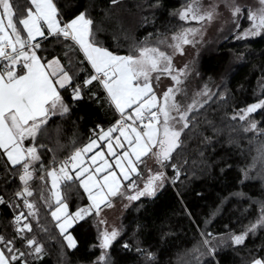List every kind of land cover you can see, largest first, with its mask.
I'll use <instances>...</instances> for the list:
<instances>
[{
    "label": "snow or ice",
    "instance_id": "obj_1",
    "mask_svg": "<svg viewBox=\"0 0 264 264\" xmlns=\"http://www.w3.org/2000/svg\"><path fill=\"white\" fill-rule=\"evenodd\" d=\"M25 3L21 10L14 0H0V158H4L5 185L18 182L14 191L8 193L5 188V194H0V205L13 212L5 225L10 231L0 233V264H41L46 244L39 234L53 238L49 223L67 249L77 248L71 230L81 222L95 232L90 251L99 252L88 264H113L110 248L125 232L123 222L118 226L109 223L107 213L115 210L117 202V219L122 221L124 212L142 198H155L167 184L186 186L198 173L211 174L218 162L212 159L214 145L219 143L214 137L222 129L206 109L213 101L218 108L227 104L231 93L226 77L231 67L219 73V83L213 88V76L205 79L195 58L181 64L175 58L185 55L186 46L197 50L203 46L206 29L222 15L221 8L229 13L225 23L230 25L233 39L264 35V0L247 8V27L242 22L245 7L237 0H210L207 5L202 0H187L169 16L185 24L194 21L196 26L172 31L174 25H165V32L157 29L144 40L133 41L126 55L117 54L98 39L105 29L92 15L95 0H88L68 19L54 0ZM137 7L143 11L142 5ZM161 8L160 0H155L149 5L152 19L141 16L139 26L154 24L155 12ZM122 10V0H108L104 20L122 29ZM244 55L233 53L237 61ZM257 89L264 97V76L258 78ZM85 100L94 102L106 119L94 121L87 142L77 146L73 139V150L58 159L57 150L64 145L57 139L54 149L42 142L49 139V125L54 119L69 117ZM262 112L264 98H258L244 107H233L231 114L225 111L221 120L228 121L233 132L264 136V129L259 127L264 117L259 121L252 118ZM208 130L212 135L206 134ZM56 131L59 134V126ZM234 142L228 140L229 144ZM257 159L264 168V144L253 163L241 169V183L250 178L249 171ZM36 181L39 185L34 188ZM70 185L82 189L87 199L74 210L69 203ZM228 199L224 197L216 205L203 227L196 225L192 246L183 253L181 264H211L220 247L243 246L249 235L264 230V199L249 198L256 205V215L248 224L239 231L229 225L219 234L208 231ZM41 205L51 217L49 223H41ZM183 215L196 223L195 214L186 206ZM145 227L137 223L121 248L140 257L143 264H158L157 253L141 246L139 233ZM159 228L161 239L174 235L170 224L161 223ZM166 228L169 231H164ZM205 257L209 258L206 262ZM245 264H264V256L252 254Z\"/></svg>",
    "mask_w": 264,
    "mask_h": 264
},
{
    "label": "trees",
    "instance_id": "obj_2",
    "mask_svg": "<svg viewBox=\"0 0 264 264\" xmlns=\"http://www.w3.org/2000/svg\"><path fill=\"white\" fill-rule=\"evenodd\" d=\"M54 2L62 10L64 18L68 19L82 10L88 0H54ZM160 2L162 8L155 12L154 24L139 26L142 24L141 16H148L152 19L153 13L149 5L155 3V0H122L123 10L119 15L123 20V25L122 29H117L113 23L104 20L103 9L108 4V0H95L92 15L105 29L98 34V39L110 50L126 55L133 41H142L149 33H155L157 29L165 32V27H163L165 25H174L172 31L185 26L178 17H170L169 13L180 9L187 3V0H160ZM14 3L20 4L21 10L27 6L25 0H14ZM137 5H142L143 11ZM246 24L247 21H243V27ZM226 37L228 38L210 45L208 49H203L204 51L195 58L196 67L203 72L204 78L213 76V88L215 83H219V73L231 67L230 76L226 77V86L231 93L227 104L218 108L216 102L213 101L206 109L209 117L214 119L217 126L222 129L220 135L214 137L219 143L214 145L216 152L212 159L218 162L211 174L198 173L197 178L186 186L173 187L167 184L155 198H142L139 204L126 210L122 221L120 220V223L123 222L125 225V232L122 238L110 248L113 264H143L140 257L121 248V244L129 239L137 223L146 226L139 233L142 240L141 246L157 253L158 264H181L183 253L192 246L191 237L196 231V225L203 227L204 220L210 218L209 213L220 204L224 197H229V199L222 206V213L214 218V222L207 229L214 234L224 232L225 225H229L233 231H239L242 225L248 224L249 220L256 215V205L249 198L264 199V168L261 167L258 159L256 166L249 171L250 178L241 183L243 179L241 169L251 165L253 158L258 156L261 145L264 144V136L256 133L233 132L228 126V121L221 120L225 111L231 114L233 107H244L258 98H264L257 89L258 78L264 76V71H262L264 70V35L240 41L233 39L230 34ZM241 52L245 54L243 60L234 59L233 53ZM65 96L70 102V96L67 94ZM262 117H264V112L252 116L257 121ZM105 119L104 113L96 107L94 102L89 103L85 100L73 109L69 117L52 120L49 125V139L42 142L46 143L49 148L56 149L58 139L59 144L64 147L57 150V158L63 159L73 150V139L77 141V146L82 145L87 141L88 130L93 126L94 121L99 122ZM236 123L238 124L239 121ZM57 126L60 128L59 134L56 131ZM259 127L264 129V123H261ZM206 134L212 135L211 130H208ZM230 138L235 142L229 144ZM51 156L52 153L49 152L47 158L50 159ZM3 164L4 158H0V194H5V188L8 193H11L18 186L17 181L5 185ZM221 168L225 171L221 172ZM168 175H172L170 168ZM38 185L39 181L33 183L34 188ZM69 187L72 189L69 203L73 210L76 206L87 203L86 196L82 195V189H78V186L70 185ZM177 188L180 189V195L177 194ZM78 192L80 195L77 194ZM233 193H244V195L235 196L232 195ZM5 198L7 199V195ZM184 206L195 214L196 223H191L189 218L183 215ZM40 213L42 224L51 221L47 209L42 205ZM12 215V209L7 205H0V233L10 231L5 228V225L9 223ZM161 223L172 225L170 230L174 235L161 239L162 233L159 228ZM33 227L35 229V222H33ZM49 227L52 230V239H48L45 234H39V238L46 244V255L41 264H88L99 254L98 250L90 251V245L95 242V232L89 224L81 222L71 230L78 242L75 249H67L54 226L49 223ZM164 231H169V229L166 228ZM247 250H251V253ZM252 254L264 256V230H258L255 236L249 235L243 246L229 244L220 247L211 260V264H245ZM208 259L205 257L204 261Z\"/></svg>",
    "mask_w": 264,
    "mask_h": 264
},
{
    "label": "rangeland",
    "instance_id": "obj_3",
    "mask_svg": "<svg viewBox=\"0 0 264 264\" xmlns=\"http://www.w3.org/2000/svg\"><path fill=\"white\" fill-rule=\"evenodd\" d=\"M209 2L210 0H202V3L204 5H207ZM237 3L245 7V15L243 17V21L246 22L247 21L246 20L247 8L257 6V0H237ZM220 11L222 12V15L216 21H214L213 24L209 25L206 29L205 36H204L205 43L203 44V46H199L198 50L197 48L186 46L185 55L183 57H180L179 55H177V57L175 58V62L177 64H181L184 60L196 58L199 53L204 51L203 49H208L210 45L217 44L218 42L222 41L224 37L230 34L231 27L229 24L225 23L229 19V13L225 11L223 8H221ZM222 25H224L223 31H221ZM185 26H196V23L194 21H191L185 24ZM247 26H248V23L244 27H247ZM165 83L167 84V80L165 81ZM119 213H120V204L119 202H117V206L115 210L109 211L107 213L110 224L115 223L117 224V226L120 224V219H117V217L119 216Z\"/></svg>",
    "mask_w": 264,
    "mask_h": 264
},
{
    "label": "crops",
    "instance_id": "obj_4",
    "mask_svg": "<svg viewBox=\"0 0 264 264\" xmlns=\"http://www.w3.org/2000/svg\"><path fill=\"white\" fill-rule=\"evenodd\" d=\"M119 55H122V54H119ZM87 142V141H86Z\"/></svg>",
    "mask_w": 264,
    "mask_h": 264
}]
</instances>
